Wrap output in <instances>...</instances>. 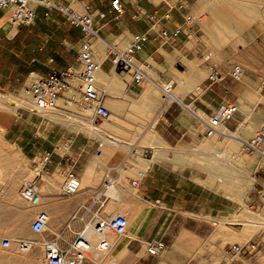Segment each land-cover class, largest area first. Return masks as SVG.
Returning <instances> with one entry per match:
<instances>
[{"label":"crops","instance_id":"obj_1","mask_svg":"<svg viewBox=\"0 0 264 264\" xmlns=\"http://www.w3.org/2000/svg\"><path fill=\"white\" fill-rule=\"evenodd\" d=\"M53 1L76 9L88 3L99 10L107 9L111 2ZM123 1L126 12L120 18L109 15L96 20L94 48L101 64L97 86L108 116L99 117L96 106L83 101L79 81L58 96L54 108L34 112L27 95L21 99H27L28 106H20L30 109L17 107L13 121L8 122L5 113H0L2 123H7L4 139L15 142L31 162L49 155L45 175L39 181L42 198L37 209L51 214L46 234L50 242L63 249L86 225L104 218L107 203L116 206V213L125 211L130 217L128 247L134 252L154 238L167 244L171 230L177 229L173 234L180 235L182 220L232 216L242 208L243 191L254 187L255 181L264 184V159L252 155L244 166L239 151L245 135L261 127L264 120V100H260L264 94L259 92L264 77L260 59L264 55L253 52L243 60L255 73L252 80L235 84L224 79L209 86L210 73L205 77L209 65L203 63L209 58L201 57L198 44L192 40L193 24L186 22L189 12L171 7L166 0H136L156 15L153 23L147 18L136 19L134 4ZM0 12V93L26 91L31 71L49 76L57 69L80 67L83 32L57 8L40 6L33 23L19 26ZM176 26L183 28L182 33L165 43L161 30ZM139 31L149 35L140 55L142 61L149 62V68L147 77L137 83L132 74L118 70L107 55L112 45L125 49ZM202 40L209 44L207 37L202 36ZM167 83L173 85L176 99L164 98L161 86ZM234 97L244 109L222 128L240 135L208 136L206 121L210 120L204 116L214 115ZM247 108L257 112L243 122ZM241 122L245 123L242 126L250 123V129L239 128ZM214 135L226 138L224 145L211 138ZM231 150L236 151L238 168H234L235 159L228 158ZM214 156L224 160L216 172L212 168L217 164ZM67 169H73L81 180V189L70 196L63 190ZM140 171L146 176L134 186L132 181ZM233 177L236 190L229 186ZM250 178L253 184L248 183ZM247 201L257 204L260 200L250 196ZM109 207L113 211V206Z\"/></svg>","mask_w":264,"mask_h":264},{"label":"rangeland","instance_id":"obj_2","mask_svg":"<svg viewBox=\"0 0 264 264\" xmlns=\"http://www.w3.org/2000/svg\"><path fill=\"white\" fill-rule=\"evenodd\" d=\"M166 1L171 4H177V2L182 3L184 8L180 9L186 10V13L189 12L187 15L194 16L195 20L194 23H192L194 30L191 34L192 40H195L198 44V51L201 53V57L205 58V56H208L209 58L205 59L203 62L204 64L209 65L205 77L216 68L227 75L226 78L221 72L223 80L229 79L235 84L245 83L252 80L255 73L252 69H248L246 66L241 65L244 69V75L241 80H234L230 75V71L234 64H240V58L242 57H245V60L248 58V55L253 52L258 56L261 53L260 56L264 55V50H259V45L264 48V21L263 19H259L257 14L261 12L263 13L264 4H259V1L262 0H250V9L245 12L241 11L242 13L240 15H242V17L239 21L231 20L229 22H219L222 24V35L216 37L215 40L208 38L209 44L202 40V36H205L206 33L203 28L202 17L209 16L211 12L208 9L199 12L202 0ZM216 1L221 3L223 0ZM196 12L200 13V15H195ZM215 54L220 55L219 57H221V59L219 60L214 57ZM260 64L262 66L264 65V56L260 59ZM218 82L213 83V85ZM260 86L259 92L264 94V77H261ZM201 90L202 89H198L196 91L200 93ZM1 94L10 97L11 101L14 103V110L12 111L8 110L6 106H0V113H5L8 122L11 120L13 121L16 118L17 107L20 109H30L20 106L23 105L21 103V98L27 96L25 90L19 94L6 92H1ZM27 97L29 98V95ZM231 101H235V97ZM237 103L239 104V102ZM261 106L262 105H258L257 108H261ZM204 117L209 120L212 118V116ZM263 125L264 120H261L259 126L262 127ZM6 126L7 123L3 124L0 118V169H4L6 172V174L4 173L5 176L0 179V264H48L46 261V244L53 242H50L51 239L47 236V231L36 233L31 228V223L36 218L37 214L41 212V209H37L38 205L27 202L20 195L22 187L28 181L34 180L33 163L24 155L15 142L3 138ZM261 127L246 134V138L244 137V139L247 140L254 136ZM214 137L222 141V144L224 145L226 138L215 135L211 138L214 139ZM240 149L239 151L243 153L245 159L244 166L246 164L248 165L247 161L252 155H257L259 158L264 159L263 156H260L256 151L247 149L243 144L240 145ZM261 149H264L263 144L261 145ZM233 153H236V151L231 150L228 153V158L230 161L235 159L234 168H238L237 157ZM213 160L217 164L213 163L214 165H212V168L215 172L219 171L220 163H223L224 160H219V157L215 156L213 157ZM229 177H231V175H229ZM15 178H19L17 185L15 187H9L10 181ZM236 182L237 180L234 177L229 181V186L234 187L233 190H236ZM248 183L253 184V178H250ZM255 184L259 187H264V184H258L257 181H255ZM250 196L259 199L257 190L253 185L248 186L246 191H243V197L245 200H239L242 203V208L228 218L197 217L196 221L182 220L180 235L177 236L176 234H173L176 233L177 229L171 230L169 242H166V248L160 255L150 254L147 250V244H145L139 251L133 252L130 250L128 247V233L132 224L130 222V217H128L130 225L128 226L127 233L118 235L114 232L107 231L106 234L123 243L116 253L119 258H121V264H264V227L260 228L259 220L256 221L246 215L249 212H264V204L259 201L256 207L252 208L247 201ZM230 197L236 199V197ZM109 206H113V211H111V207ZM114 206L113 203H107L103 207L102 216L104 218L102 219H109L117 214L115 209L116 206ZM119 213L125 214V211H119ZM27 214L30 215L29 226H26L23 222V217ZM48 227H50V224ZM231 233L238 234L240 238H236ZM5 238L12 240V245L10 247L6 248L2 246V242ZM20 239L31 242L32 248L27 251L20 250ZM249 240L255 241L258 244V248L255 250H247L239 255L231 252L232 244H245ZM71 242H73V240ZM69 244L64 248H67ZM90 254H92L90 256L91 258H85L83 264H110L106 262L108 257L95 260L93 252ZM88 258L90 262L88 261Z\"/></svg>","mask_w":264,"mask_h":264},{"label":"built area","instance_id":"obj_3","mask_svg":"<svg viewBox=\"0 0 264 264\" xmlns=\"http://www.w3.org/2000/svg\"><path fill=\"white\" fill-rule=\"evenodd\" d=\"M134 4V17L136 19L147 18L151 22H156V15L145 10L136 0H131ZM171 7L184 8L180 2L177 4L169 3ZM43 6L47 8H57L68 21L81 28L83 32L81 51L79 54L80 67L69 66L64 69L54 70L49 76L37 75L34 71L30 72V82L27 87L28 94L32 97L34 104V112L50 109L56 105L58 96L67 90H71L75 86V82L81 83L82 99L87 104L96 106V114L99 117L108 116L109 111L103 103L102 95L97 86V73L101 69L95 54L94 42L98 37V29L96 26L97 19H105L109 15L118 19L126 12V6L123 0H111L110 5L105 10H99L92 7L91 4L84 3L82 8H71L65 4H57L53 0H0V10L3 11L9 18V21L16 26L29 25L37 18V8ZM194 16L187 15L186 22L194 23ZM183 28L176 26L175 28H164L161 30V39L167 43L176 40L182 33ZM149 40L147 32H136L125 49H120L117 46H110L108 50V59L123 72L132 74L137 83L142 82L147 77L149 67L148 61H142L140 58L144 50L146 42ZM230 75L234 80H241L244 75V69L241 64H234L231 68ZM221 72L214 68L209 76V86L213 83L222 81ZM172 84L163 85V95L165 98H170L173 91ZM239 106L235 101H227L223 103L218 111L212 115L210 121H206L207 135L225 134L221 130L222 126L234 118L238 113ZM264 144V125L252 137L244 141V146L252 151H261V145ZM264 155V149L262 150ZM34 180L28 181L21 189V197L32 204H37L41 200V190L39 181L44 177L47 166L49 164V155H43L33 160ZM146 176L145 171H140L138 177L133 179L134 186L139 185L140 180ZM258 197L261 203L264 204V187H259L255 184ZM81 189V180L73 169H67L63 178V190L67 196L76 194ZM252 208L257 204H250ZM50 221V214L46 211H41L31 224L34 232L40 233L46 230ZM94 228L99 235L100 245L106 249L108 241L106 231L114 232L118 235H123L128 230V218L125 214L117 213L109 219L98 220ZM86 227L82 231H84ZM81 231V232H82ZM81 232H78L76 238L69 244L67 248H61L56 243L46 244V261L48 264H83L85 258L90 255V244ZM12 240L5 238L2 242L3 247H10ZM32 243L28 240L19 242V249L27 251L31 248ZM166 248L165 242L160 238H154L147 243V250L152 255H160ZM258 244L255 241L249 240L245 244L234 243L231 246V252L239 255L247 250H255Z\"/></svg>","mask_w":264,"mask_h":264},{"label":"bare ground","instance_id":"obj_4","mask_svg":"<svg viewBox=\"0 0 264 264\" xmlns=\"http://www.w3.org/2000/svg\"><path fill=\"white\" fill-rule=\"evenodd\" d=\"M249 1L250 0H223V1H221V3H219V1L217 2L216 0H202L201 3H200L201 7H200V11L199 12H202L205 9H208L211 12V14L209 16L202 17V22H203L202 24L204 25L203 28H204V30L206 32L205 36L207 38L211 39V40H215L216 37L221 36L222 35V24H220L219 22H229L231 20L239 21L241 19V17H242V15H240L242 13L241 11L245 12V11H248L250 9L249 6H251V3H249ZM259 4H261V5L264 4V0L259 1ZM257 14L259 16L258 18L259 19H263V21H264V10H263V13L261 12V13H257ZM195 15L199 16L200 13L196 12ZM263 53H264V51H263ZM239 54H241V53H239ZM219 56L220 55H218V54L214 55V57H216V58H218L220 60L221 57H219ZM242 58H240L241 59L240 60V64L242 66L248 65L249 62L246 64L245 63L246 61H243L245 57L243 59ZM146 71H147V75H148V69H146ZM168 84L171 85V83H167V84H163V85H168ZM162 86H161V88H162ZM172 91H173V89H172ZM26 92H27V89H26ZM162 92H163V90H162ZM27 95H29L28 92H27ZM29 98H30L31 102L33 103L32 97L30 95H29ZM173 99H176L174 92L172 93L171 97L168 98L167 100H173ZM260 100H264V95H261ZM21 103L24 106H28L29 102L27 101V99H22ZM0 106H6L8 108V110H10V111L14 110V103L11 101L10 97H8L7 95L1 94V93H0ZM238 106H239L240 110L244 109L243 105L239 104ZM52 108H54V107H52ZM38 112H41V111H38ZM245 112H246V118L243 120V122L244 121L247 122L248 119H250L251 117H253L255 115L254 111L252 109H249V108L245 109ZM243 122H241L239 128H244V129H246L248 131L250 129V123H252V122L250 121V123L248 125L246 124L245 126H242L243 124H245ZM222 129H224L223 131L226 134H228L227 135L228 137L240 135V133L238 131H236V133H231L225 127L222 128ZM220 135H224L225 136V134H220ZM262 150L260 151L261 155H262ZM262 156L264 157V155H262ZM4 173L6 174L5 170L4 169L3 170L0 169V179L5 176ZM18 181H19V178H15V179L11 180L10 183H9V187H15L17 185ZM38 204L39 203H37L36 205H38ZM41 211H45V210H41ZM46 212H48V211H46ZM246 215L248 217H251L252 219H254L256 221L259 220L260 225L259 224L258 225L261 226L260 228L264 227V212H259V213H253V212L251 213V212H249ZM51 218L52 217H51V214H50L49 223L51 222ZM29 221H30V215L27 214V215H25L23 217V222L26 224V226H29ZM254 223H255V221H254ZM85 227H86V229L84 231H82L84 229L83 228L81 230L82 232L81 231L80 232L83 234V236L89 242L90 247H91L90 248V253L93 252L94 259L95 260H97V259H105V258L108 257L106 262H108L110 264H121V258H119L118 254H116V253L121 248L123 243L119 242L118 240H116L114 238H111L110 235L106 234V238H107V241H108V247L106 249H104L100 245V241L98 239L99 235L96 232L94 226L92 224H88ZM231 234L233 236L239 238L238 234H236V233H231ZM109 246H110V248H109ZM31 248H32V246H31ZM89 255L91 256L92 254H89ZM88 261L90 262L89 258H88Z\"/></svg>","mask_w":264,"mask_h":264}]
</instances>
